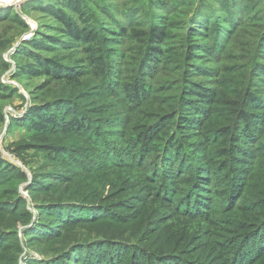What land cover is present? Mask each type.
Masks as SVG:
<instances>
[{
  "label": "rangeland",
  "instance_id": "374dc122",
  "mask_svg": "<svg viewBox=\"0 0 264 264\" xmlns=\"http://www.w3.org/2000/svg\"><path fill=\"white\" fill-rule=\"evenodd\" d=\"M0 1L19 2L15 9L13 6L0 7H12L17 12V17L0 23V65L5 62L9 66L0 81L19 93L10 101L0 103L5 116L0 124V156L11 166L20 168L32 183L36 174L54 170L61 171L62 177L61 181L50 179V191L40 196L34 197L28 192V183L19 189L21 197L28 202V210L35 215L29 223L31 226L38 220L36 201L65 198L88 205L73 210L76 215L69 225L71 234H65L64 239L68 242L74 234L84 240L99 238L96 244L81 246L70 264L79 261L82 264H175L169 263L171 260H183L182 264H264V138L263 142L259 139L246 142L249 150L243 149L241 141L232 142L240 149L224 156L223 149L229 147L230 141L220 134L233 124L243 107L241 94L255 86L249 77L241 80L244 66L249 68L251 78L254 77L246 51L251 41L250 36L245 37L246 29L231 42L225 55L209 65L217 69L216 74H203L194 69L189 75L191 83H203L213 90L215 103L201 117L188 115L194 117L192 126H182V113H176L182 110L177 103L179 93L169 91L166 83L173 77L169 75L171 69L148 80L152 90H148L147 97L136 107H130L122 93L115 92L120 90V83L109 89L107 80L102 79L94 66L87 70L86 77L80 78L81 82L68 81L69 86L55 85L57 82L49 77L31 80L17 77V64L28 62L26 57L15 58L23 43L33 39L41 26L59 24L39 8H26L28 3L37 0ZM90 1L98 2L103 10L110 12L111 18H99L106 27L116 29L117 21L127 26V37L116 43L115 48L125 55L117 61V64L121 62V75L124 72L123 83L132 82L133 76H138L137 50L141 45L131 29L144 30L141 26L146 18L142 17L143 13L164 16L166 12L153 6L157 0ZM184 1L166 0L168 4L177 2L178 10ZM201 1L191 0L193 7ZM42 2L43 8L50 6V0ZM156 19L162 20L160 16ZM76 52L67 51V54L86 60L84 50ZM185 72L180 70L178 78ZM174 75L170 84L178 79L176 73ZM254 82L258 87L252 90H258L261 98L264 97V76ZM65 90L84 93L87 105L98 106L96 117L105 118L103 130H110L108 138L111 141L116 138L115 145L123 144L119 138L125 134L137 139L146 131L145 147L137 150L136 145L135 148L131 145L124 157L125 164L119 165L110 158L103 160V165L99 163L98 171H93L87 161L88 154L78 153L72 157L68 154L65 158L48 156L45 147L39 145L30 131L11 127L13 120L27 116L35 102L53 100L66 94ZM260 104L263 109L257 112H261L259 118L264 124V99ZM187 110L183 112L190 113ZM169 115L172 121L167 119ZM150 149L156 151L146 156ZM186 154L190 157L184 159ZM164 157H170L171 161L162 168ZM235 157L236 164L233 163ZM224 164L232 168L223 171ZM63 193L71 196H63ZM2 208L5 203L0 206ZM18 224L22 255L17 264L47 260L51 254H46L44 246L30 248L24 241V225ZM255 231L260 237L253 242L251 233ZM103 255L106 263L101 261Z\"/></svg>",
  "mask_w": 264,
  "mask_h": 264
},
{
  "label": "trees",
  "instance_id": "16d2710c",
  "mask_svg": "<svg viewBox=\"0 0 264 264\" xmlns=\"http://www.w3.org/2000/svg\"><path fill=\"white\" fill-rule=\"evenodd\" d=\"M42 4V0H37L28 3L26 8H39V11H44L50 19L58 22L59 26L48 27L45 24L33 39L23 43L21 52L16 54L15 58L26 57L28 62L17 64V77L26 80L49 77L57 82L55 85L69 86L68 81L81 82L80 78L86 77L87 70L94 66L102 79L107 80L109 89L112 85L120 83V90L115 92H121L128 105L136 107L147 97L148 90H152L151 84L149 89L148 80L152 76L163 74L164 70L168 72L171 69L169 75L173 77L166 80V83L170 87L169 91L179 93L177 103L181 105L182 110H177L176 113H182V126L189 125L194 117L203 116L206 109L215 103L212 100L213 90L203 83H191L189 75L194 69L203 71V74H216L217 69L209 65L225 55L227 48L231 47V42L246 29L245 37H251L246 51L254 77L251 78L249 68L244 66L245 72L241 80L245 79V76L249 77V81L252 80L255 86L241 94L243 107L239 110L237 118L232 125L220 131V134L230 141L229 147L224 148L223 153L224 156L229 155L238 149L236 143H232L235 141H241L244 150H249L245 145L250 140L259 139L263 142L264 124L259 118L261 112L257 111L263 109L260 103L264 97L261 98L258 90L252 89L258 87L254 81L264 76V0H202L194 7L191 0H186L181 10L176 7L177 2L168 4L166 0L154 1L153 6L166 14L161 16L157 15L158 13H143L142 17H146L141 22L144 30L138 32L136 27L131 29L141 46H138L137 50L138 76H133L130 83H123L124 72L121 75V62L117 64V61L120 60L119 57H122V60L125 55L122 56V52L115 48L116 43H121L124 37H127V26L120 25L121 22L117 21L116 29L106 27L99 18L110 16V12L103 10L98 2L94 4L90 0H50L48 8H43ZM186 8L189 10H184ZM14 9L1 8L0 23L12 16L17 17ZM158 16L162 20L157 21ZM78 46L85 47L77 50ZM83 50L87 55L86 60L77 58L74 54H67V51ZM8 67L5 62L0 65V77ZM182 69L186 72L178 78ZM174 73L178 79L170 84V79L175 78ZM46 85L48 87V84ZM237 85L242 88V85ZM69 90H65L66 94L53 100L35 102L27 116L13 120L11 127H23L30 131L39 141V145L45 147L48 156L65 158L68 154V157L78 153L88 154L87 161L93 166V171H98L99 163L102 164L103 160L110 158L114 163L125 164L124 157L131 145L134 148L136 145L137 150L145 147L146 131L137 139L125 134L119 138L124 141L123 144L115 145L116 138H113V141L108 138L110 130H103L105 118H97L98 106L87 105L84 93L74 94ZM17 94L19 93L16 89L0 81V103L10 101ZM186 109L190 113H184ZM253 109L255 112H251ZM171 118V115L167 116L169 121H172ZM4 120L5 116L0 108V124H3ZM155 151L147 150L145 155ZM189 157L190 155L186 154L184 159ZM170 161V157H164L162 168L168 166ZM236 161L237 158H233L234 164ZM153 163L156 164L155 159ZM223 168L224 171L232 167L224 164ZM50 179L61 181V171L36 174L32 183L20 168L11 166L0 156V198L3 201L0 200V206L5 203V208L0 209V264H17L22 255L17 227L19 222L24 225L25 243L33 249H41L44 246L46 254H51L47 256V260H28L27 264H70L76 259L81 246L98 243L99 238L78 239L76 234L68 242L64 239L65 234H71L69 225L76 215L73 210L79 209L80 205H88L84 202H71L65 198L36 201L38 220L33 226L29 224L35 215L28 210V202L21 197L19 189L24 183H28V192L34 197L40 196L39 194L50 191ZM63 196L71 194L63 193ZM259 235L260 233L256 235V231L251 233V241L256 242ZM104 257L103 255L102 263L107 261ZM169 263L182 264L184 261L171 260ZM78 264L82 262L79 261Z\"/></svg>",
  "mask_w": 264,
  "mask_h": 264
},
{
  "label": "water",
  "instance_id": "95a60500",
  "mask_svg": "<svg viewBox=\"0 0 264 264\" xmlns=\"http://www.w3.org/2000/svg\"><path fill=\"white\" fill-rule=\"evenodd\" d=\"M19 2L14 3V2H2L0 1V7H5V6H17Z\"/></svg>",
  "mask_w": 264,
  "mask_h": 264
}]
</instances>
